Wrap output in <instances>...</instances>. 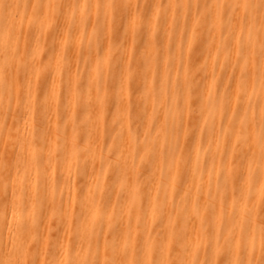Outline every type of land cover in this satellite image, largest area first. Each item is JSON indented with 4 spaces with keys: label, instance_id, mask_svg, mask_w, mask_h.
I'll list each match as a JSON object with an SVG mask.
<instances>
[{
    "label": "bare ground",
    "instance_id": "obj_1",
    "mask_svg": "<svg viewBox=\"0 0 264 264\" xmlns=\"http://www.w3.org/2000/svg\"><path fill=\"white\" fill-rule=\"evenodd\" d=\"M52 2L0 0V261L260 264L259 10Z\"/></svg>",
    "mask_w": 264,
    "mask_h": 264
},
{
    "label": "snow or ice",
    "instance_id": "obj_2",
    "mask_svg": "<svg viewBox=\"0 0 264 264\" xmlns=\"http://www.w3.org/2000/svg\"><path fill=\"white\" fill-rule=\"evenodd\" d=\"M131 3V0H129V4ZM129 4H118L117 0H103V7L106 10V12L111 13L113 11H115L117 8L120 7H128ZM54 6L52 0H49L48 4H42L40 5V10L42 12H44L45 15H47V9H50ZM87 6V5H82V7ZM96 7H100L101 5L99 3H97L95 5ZM232 8L234 9H239L241 7H243L246 10H251L252 13H255L257 10H259V22L261 24L262 29H264V0H243V3H239L238 0H234L233 3H231L230 5ZM35 7V6H34ZM223 7L222 4H218L217 8H221ZM251 19L254 21L256 19L255 15H253L251 17ZM232 26V21H229V28H231ZM261 56H262V61H264V38H262L261 40ZM122 79H121V84L122 87L125 86L127 84V81L129 80V76L125 75V74H121ZM262 84H264V72H262ZM261 151L262 154H264V108H262V134H261ZM2 163V162H0ZM250 180V178H249ZM262 196H264V186H262ZM24 231V225L23 224H19L18 225V232L19 233H23ZM262 240H264V222H262ZM23 243V240H21V244ZM16 250L19 251L20 250V245L16 246ZM226 257L230 256L231 253L229 251L226 250L225 252ZM261 255H262V260L260 261V264H264V245H262V251H261ZM177 260L174 262V264H195V262L193 261H187L184 260L183 257V253L179 252L177 253ZM0 264H24L23 260H19V259H14V258H10V259H5L3 261H0ZM50 264H57L56 261H52L50 262ZM70 264H83V262L79 261V260H75L70 262ZM97 264H126V262L124 261H98ZM134 264H146L145 261L142 260H138L135 261ZM150 264H166V262H162V261H151ZM211 264H216V261L213 260L211 262ZM222 264H245V262L237 260V259H228L226 258ZM247 264H252L251 261H248Z\"/></svg>",
    "mask_w": 264,
    "mask_h": 264
},
{
    "label": "rangeland",
    "instance_id": "obj_3",
    "mask_svg": "<svg viewBox=\"0 0 264 264\" xmlns=\"http://www.w3.org/2000/svg\"><path fill=\"white\" fill-rule=\"evenodd\" d=\"M144 13H145L144 11L141 12V14H139L138 17L142 19V18L144 17V15H143ZM196 47H197V46H196ZM196 47L193 46V47H192V50H193L194 48H196ZM82 172H83L82 170H79V173H80V175H81V178L83 177V173H82Z\"/></svg>",
    "mask_w": 264,
    "mask_h": 264
}]
</instances>
